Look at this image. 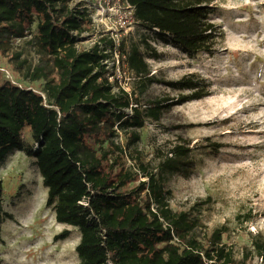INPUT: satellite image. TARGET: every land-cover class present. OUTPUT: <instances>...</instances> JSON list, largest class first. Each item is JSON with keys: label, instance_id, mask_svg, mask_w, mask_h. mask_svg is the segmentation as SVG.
Wrapping results in <instances>:
<instances>
[{"label": "trees", "instance_id": "trees-1", "mask_svg": "<svg viewBox=\"0 0 264 264\" xmlns=\"http://www.w3.org/2000/svg\"><path fill=\"white\" fill-rule=\"evenodd\" d=\"M70 1L0 0V40L25 30L33 32L36 24L39 62L30 64L27 76L35 79L50 63L58 72L57 81L46 82L40 90L0 73V161L13 148L36 159L47 187V206L53 207L58 222L81 233L76 245L78 264H246L253 256L264 260L262 231H250L251 245L238 260L223 242L227 224L201 237V210H175L168 199L171 191L164 170L189 172L195 150L217 154L221 142L209 138L193 145L177 143L161 152L156 166L140 156V129L148 118L158 120L174 104L207 94L195 74L166 81L181 91L177 98L167 95L142 103L134 90L122 86L116 90L117 68L134 75L141 93L161 82L146 59L159 57L160 52L147 38L129 46L123 39L119 48L126 52V59L111 65L106 46L97 41L90 48H80L90 19ZM128 1L135 7L136 23L156 29L160 39L190 55L211 50L214 25L205 16L213 0ZM187 89L191 91L185 93ZM129 107L131 113L125 110ZM25 129L33 143L26 140ZM120 134L125 144L116 140ZM123 156L134 160L139 171L117 169ZM139 174L146 179L129 187ZM3 192L0 177V222L8 215L3 209ZM236 217L248 221L252 213ZM69 234L66 228L57 237ZM157 242L173 246L163 254L154 250Z\"/></svg>", "mask_w": 264, "mask_h": 264}, {"label": "rangeland", "instance_id": "rangeland-1", "mask_svg": "<svg viewBox=\"0 0 264 264\" xmlns=\"http://www.w3.org/2000/svg\"><path fill=\"white\" fill-rule=\"evenodd\" d=\"M206 20L213 23V45L209 51L190 55L172 42L158 37L156 29L132 24L124 40L130 45L147 38L160 52L159 57H146L152 73L161 82H154L141 93L134 75L117 68V86L134 90L142 103L161 96L177 98L181 93L166 81H175L194 73L198 86L206 95L174 104L158 120L148 118L140 129L137 147L140 156L153 166L158 165L161 152L177 143L191 145L212 138L222 143L219 153L204 154L195 150L189 172L164 170L168 199L175 210H201L204 237L220 225L229 230L223 242L234 256L243 259L246 246L251 245L250 231L264 233V0H213ZM25 30L0 40V73L14 82L36 90L46 82L57 81L54 64L44 67L35 79L27 76L30 64L39 62L34 33ZM80 48H90L99 38V29L82 35ZM119 65L118 59H109ZM191 90H184L189 93ZM129 113L132 108H125ZM24 135L33 143L27 129ZM116 140L125 144L123 134ZM34 146H36L34 144ZM117 169L139 171L134 160L123 156ZM3 180V209L8 213L0 222V264H78L76 251L81 233L78 228L58 222L52 206H47V187L36 159L24 151L10 149L0 161ZM129 187L146 179L142 174ZM252 213L242 222L237 214ZM70 234L59 238L64 229ZM172 243L157 242L155 249L167 254ZM246 264H264L258 256Z\"/></svg>", "mask_w": 264, "mask_h": 264}, {"label": "built area", "instance_id": "built-area-1", "mask_svg": "<svg viewBox=\"0 0 264 264\" xmlns=\"http://www.w3.org/2000/svg\"><path fill=\"white\" fill-rule=\"evenodd\" d=\"M70 4L81 11H86L90 19V28L82 35L92 29H99L100 38L97 42L101 47L106 46V52L110 53L106 59H118V62L119 59H126V52L119 47L124 34L136 22L135 7L128 0H71ZM106 40H110V43ZM111 78L113 79V76Z\"/></svg>", "mask_w": 264, "mask_h": 264}]
</instances>
